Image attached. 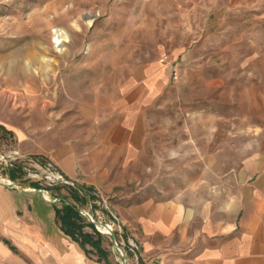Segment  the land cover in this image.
<instances>
[{
    "label": "rangeland",
    "instance_id": "1",
    "mask_svg": "<svg viewBox=\"0 0 264 264\" xmlns=\"http://www.w3.org/2000/svg\"><path fill=\"white\" fill-rule=\"evenodd\" d=\"M0 128V180L58 200L2 196L65 197L126 264L144 263L121 207L229 223L264 170V0H0Z\"/></svg>",
    "mask_w": 264,
    "mask_h": 264
},
{
    "label": "crops",
    "instance_id": "2",
    "mask_svg": "<svg viewBox=\"0 0 264 264\" xmlns=\"http://www.w3.org/2000/svg\"><path fill=\"white\" fill-rule=\"evenodd\" d=\"M60 169L73 175L72 169ZM2 191L0 186V263L104 264L61 231L50 206L31 205L19 195L15 200L13 192L3 197ZM241 199L229 223L214 222L209 215L192 213L177 202L121 208L138 224L136 237L144 264H264V170L253 176Z\"/></svg>",
    "mask_w": 264,
    "mask_h": 264
},
{
    "label": "trees",
    "instance_id": "3",
    "mask_svg": "<svg viewBox=\"0 0 264 264\" xmlns=\"http://www.w3.org/2000/svg\"><path fill=\"white\" fill-rule=\"evenodd\" d=\"M51 206L54 212V218L59 222L60 229L65 235L77 241L85 249L86 253L95 252L98 256L97 261L110 264L106 259V252L101 246V233L91 222L89 224L83 222V218L78 209L72 203L67 202L66 198L63 197L61 208L55 204ZM84 225H88L92 231H84ZM87 245L90 246V249L86 248Z\"/></svg>",
    "mask_w": 264,
    "mask_h": 264
},
{
    "label": "water",
    "instance_id": "4",
    "mask_svg": "<svg viewBox=\"0 0 264 264\" xmlns=\"http://www.w3.org/2000/svg\"><path fill=\"white\" fill-rule=\"evenodd\" d=\"M0 185H2V186H12V187H13V186H16L17 189L20 190V191H22V192L38 190V191L41 192V194H42L41 196H42L46 201L54 202V201L58 200V198L51 199V198L49 197V195L47 194V192H46L44 189H42V188H33V189H31V190H26V189H23V188H21L20 186H18L16 183L11 182V181H8V180H6V181H1V180H0ZM78 211H79L81 214H83V215L89 220V222H91V223L95 226V228H96L98 231H102V230L100 229L99 226H102L103 228H105L106 232L109 233V235H110V238H111V240H112L113 245H114V246L120 251V254H121V264H126L124 251H123L122 247L116 242L115 233H114V231L111 229V227H110L108 224L103 223V222H101V221H95V220L92 218V216H91L87 211H85V210H82V209H81V210H78Z\"/></svg>",
    "mask_w": 264,
    "mask_h": 264
},
{
    "label": "bare ground",
    "instance_id": "5",
    "mask_svg": "<svg viewBox=\"0 0 264 264\" xmlns=\"http://www.w3.org/2000/svg\"><path fill=\"white\" fill-rule=\"evenodd\" d=\"M66 38H67V33L64 29L55 28V30H54V41L53 42L56 45H60Z\"/></svg>",
    "mask_w": 264,
    "mask_h": 264
},
{
    "label": "built area",
    "instance_id": "6",
    "mask_svg": "<svg viewBox=\"0 0 264 264\" xmlns=\"http://www.w3.org/2000/svg\"><path fill=\"white\" fill-rule=\"evenodd\" d=\"M54 176V179L55 180H62V181H66L67 182V180L63 177V176H61V175H59V174H54L53 175ZM9 181V180H8Z\"/></svg>",
    "mask_w": 264,
    "mask_h": 264
}]
</instances>
